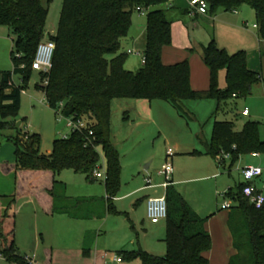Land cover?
Instances as JSON below:
<instances>
[{
	"label": "trees",
	"instance_id": "trees-1",
	"mask_svg": "<svg viewBox=\"0 0 264 264\" xmlns=\"http://www.w3.org/2000/svg\"><path fill=\"white\" fill-rule=\"evenodd\" d=\"M169 1L64 0L57 31L47 34L49 8L42 0H0V25H7L14 36L13 69L0 70V132L16 128L22 94L33 74L38 46L49 35L56 43L54 65L49 73L40 72L46 85L39 86L50 107L56 110L63 104L66 116H84L92 122L94 130L93 135L88 131L73 132L68 139H55L52 152L46 154L41 152L38 133L23 132L20 127L17 135L9 136L16 146L17 158L12 169L19 173L18 189L14 195L0 196V254L10 264H30L25 259L26 254H19L16 216L12 213L18 198L25 193L24 188L31 189L37 196L50 197V213L91 219L117 211L111 199L121 189L122 166L120 152L112 141L113 98L165 100L180 115L190 119L185 101L215 98L219 101L216 115L228 99L247 97L253 93L254 85L264 82L262 72L249 68L246 50L229 53L212 39L203 54L210 71V86L206 90H195L191 84L189 59L174 64L163 61L164 48L172 45L174 14L188 12L167 6ZM207 1L210 14L250 5L256 15L258 36L264 41V0ZM139 9H144L147 17L146 62L134 71L126 67L129 54L122 50V42L130 33L134 13L141 12ZM222 71L226 72L225 88L220 86ZM14 74L22 80L18 85L10 84ZM102 153L107 160V200L100 201L102 211L97 213L92 211L90 200L68 196L66 185L57 175L64 169H72L95 181ZM205 153L222 159L229 154L233 164L244 155L264 153L260 122L249 120L237 130L232 120L215 121ZM48 177L52 178L51 182ZM242 188L243 183L227 194L233 200L228 225L237 250L229 264H264V206L256 208ZM166 196V255H156L142 248L121 250L118 255L123 261L140 259L143 264H210L206 253L212 249L213 241L205 226L207 218L191 207L173 183L167 188ZM90 252L91 245H88L84 254ZM44 264H49V260Z\"/></svg>",
	"mask_w": 264,
	"mask_h": 264
},
{
	"label": "rangeland",
	"instance_id": "rangeland-1",
	"mask_svg": "<svg viewBox=\"0 0 264 264\" xmlns=\"http://www.w3.org/2000/svg\"><path fill=\"white\" fill-rule=\"evenodd\" d=\"M42 2L49 8L47 34H55L59 26L64 0H42ZM220 12L224 13L218 18L217 15ZM220 12L215 15L218 20L215 26H208L204 23L198 24L196 27L192 25L191 39L193 41L198 40L193 45L195 51L183 49L185 58L190 60L194 83L199 87L206 86L209 88L210 86V71L204 62L203 54L204 46L210 43L212 39H215L219 47L226 48L229 53H235L241 49L250 51L255 47L256 51L252 52L251 55L255 57L257 70L264 75V54L260 51L261 43L257 33L258 29L247 30L243 25L244 21H248L251 27L257 23L252 7L244 4L238 9V14L234 11L221 10ZM142 16L139 11L134 13V18ZM233 16L241 21L236 24L237 26ZM11 32L7 25H0V70H12L14 66L12 58L14 44L11 40ZM48 37L50 35L46 38ZM136 47L143 52L144 47L142 45ZM262 49L264 52V44ZM141 61L140 54H129L126 65L137 70L142 63ZM206 76L207 78H204ZM14 78L19 83L20 76L15 75ZM43 83L44 80L40 71L34 69L26 92L22 94V105L17 121L24 120L23 132L29 131L40 134L41 152L46 154L53 150L55 139L69 134L70 128L67 126L66 119H58L56 110L47 104L45 92L39 86ZM226 85V72L222 71L220 73V86L225 88ZM184 104L185 111L190 117L189 120L175 109H171L174 114L170 115L168 108L171 106L165 100L131 97L112 99V139L119 148L122 166V184L118 193L119 197L130 193L131 189L138 185H146V178L149 175H152L153 181L156 183L159 178L157 179L154 175L164 162L169 148L175 150L173 158H182V164L189 169L195 168L207 160H212L214 156L211 155L185 154V152L187 149L193 150L194 148L200 151L204 150L201 141L212 136L215 121L232 120L236 123L237 130H241L249 120L258 121L260 122V138L264 140V82L254 85L253 93L247 97L228 99L216 115L219 101L215 98L190 99ZM245 107L252 110L251 116L242 115ZM17 130L16 127L4 132L8 135H17ZM177 143L181 145L180 149L177 148ZM192 145L196 146L193 147ZM221 158L219 156L216 159L220 160ZM248 158L249 155H245L244 158H240L234 164L230 158H223L222 164L224 165L220 169V174L226 175L224 177H226L228 184L235 185V182L239 181L238 163L243 160V164H247ZM148 165L151 168L147 169ZM231 167L233 168V176L228 174ZM98 171L104 174L107 172V160L103 153ZM59 178L67 184L69 193L75 196H107L106 176L97 178L96 181L90 183L84 173L64 169ZM161 181H164V178ZM164 193L165 189L161 188L159 195ZM25 200H18L15 204L16 237L20 245L22 243L28 245L40 240L42 242L41 250L49 248L53 252L49 264H112L111 260L115 256L114 251L123 246L137 248L143 244V241L155 249L159 255L164 256L167 253V244L164 241L166 233L163 234L164 236H157L151 230V220L148 218L145 206L143 204L135 206L134 203H131L129 196L115 202L119 211L106 212L103 219L100 220H73L61 216H43L39 217L41 219L38 222L35 213H33V207L29 202L25 203ZM121 210L131 212L130 215L134 222L128 219L127 212ZM166 224L167 222L163 221L162 225ZM86 231L97 238V243L89 255L84 254L82 244V232ZM43 243L49 245H43ZM21 250L30 253L27 248ZM0 264L9 263L0 259ZM121 264L143 263L140 259H136L129 262L123 261Z\"/></svg>",
	"mask_w": 264,
	"mask_h": 264
},
{
	"label": "crops",
	"instance_id": "crops-1",
	"mask_svg": "<svg viewBox=\"0 0 264 264\" xmlns=\"http://www.w3.org/2000/svg\"><path fill=\"white\" fill-rule=\"evenodd\" d=\"M167 6H175L179 9H187L188 10V12L186 14H181V13H175L174 14L176 20L172 26V45L166 46L163 50V61H164V63L165 64H174V63L183 61L185 59H189V58H185L186 56L183 53V49H188L191 52L195 51L193 45L195 44V42H198V40L195 39L193 41L191 39L192 25L196 27L198 24L204 23V24H207L208 26H215L216 22L218 21L215 15H217L221 10L215 14H210V13L200 14L191 6L189 0H170L169 3L167 4ZM223 13L224 12H220V14L217 15L218 18L221 17L223 15ZM234 13L238 14V9L234 10ZM142 15H143L142 17H137V18H134V16H133V23H132L130 33H129L128 37H126L122 42V50L127 52L128 54H134V53H129V50H133L134 52H140V53L144 54V50L146 47V35H147V17H146L145 13H142ZM230 17H232V16H230ZM233 19L235 21V25L237 23L241 22L237 17L233 16ZM243 25H245V28L247 30H249L251 28H253V29L257 28L258 29V27L256 26L257 23H255L253 25V27H251V25L249 24L248 21H244ZM11 40H12V43L14 44V36L12 35V32H11ZM259 40L261 43L260 51L262 53L263 52L262 47H263L264 41H262L260 38H259ZM141 45L144 47L143 52L138 50L136 47V46H141ZM241 50H245V49H241ZM255 51H256L255 47H253L250 51H247V53H248V66L250 69H252L254 71H259V70H257L258 66L256 64L255 57H253L251 55V53L252 52L254 53ZM140 57H141V55H140ZM142 64L143 63H141L140 67L142 66ZM126 67L130 70H134V69H131L132 67H129L127 65H126ZM259 72H261V71H259ZM191 78H192L191 84H192V87L195 88V90H206V89H208V87H206V86L205 87H199V86L195 85L192 75H191ZM204 78H207V76ZM45 100L47 101L46 96H45ZM47 104H48V102H47ZM170 106H171V108H168V111H170V115H173L174 112H172L171 109H175V108L171 104H170ZM246 108L249 109L248 115L244 114V110ZM244 110L242 111L243 116H251L252 110L249 107H245ZM23 122H24V120L19 121V122L17 121L16 127L17 128L22 127ZM4 131L0 132V196H11V195L16 194V192H17V189H18L17 181H18V174L19 173L16 172L15 169H12L14 164L16 163V158H17L16 146L12 142V140L9 139V136H12V135L5 134ZM111 133H112V130H111ZM198 137H200V136H198ZM211 138H212V136L210 138H205L203 141H201L202 144L204 145V150L200 151V150H197L195 148L193 150L187 149L185 154L196 153L198 151L202 152L201 154H207V153H205L206 146L211 141ZM112 141H113V139H112ZM113 143L117 147V149L119 150L116 143L114 141H113ZM176 146L178 149L181 148L180 147L181 145H179V143H177ZM192 146L194 147L196 145H192ZM51 152H49V153H51ZM207 155H209V154H207ZM248 155H249V158L246 160L247 164H243V160H242V162L239 161V163H238L237 170H238V174H239L240 178H239V181L235 182V185L228 184L226 177H224L226 175L220 174V169H222L221 167H223V165H224V164H222L224 162V159H222V158L220 160H218V159L213 157L212 160H207L203 164H198L195 168H190V169L185 167V165L182 164V162H181L182 158H180V157L172 158V161H173L174 167H175V172L173 175V186L184 196V198L191 205V207L201 217L207 218L205 226H206V229L210 232V234L212 236V241H213L212 249L206 253V256L210 260V264H229L231 258L237 253V250L234 247L233 236H232V233H231L229 225H228V220H229L231 207L233 205V200L230 197H228L227 194L232 188H235L239 184L243 183L244 180H243V175H242V169L244 167H246L247 165H258V166H261L264 170V154L251 153ZM244 157H245V155L242 156L241 159ZM166 159H167V155L164 158V162L166 161ZM163 163L160 165V167L157 169V171L154 175V177H157V179L159 178V180L156 183H154L152 175H149L146 178V183H147L146 185H143V186L138 185L135 188H132L131 189L132 191H130V193H126L121 197H119L117 195L113 199H111V201L114 203L117 211H119V209L117 208V205L115 204V202L116 201L119 202V200L125 196H129L131 198V203H134L135 206H137L138 204H140V205L143 204L145 206V211H147V200H148V198L151 196H161V195H159L160 189L164 188L162 186L163 181H161V179L163 177L159 173ZM224 167H226V166H224ZM6 168H10L11 170L10 169L6 170ZM146 168L149 169L151 167H150V165H148ZM232 171H233V168L232 167L229 168V170H228L229 176H233ZM60 173L57 175V177L60 181H62L59 178ZM77 173H81V172H77ZM86 177H87V175H86ZM51 180H52V178L48 177V182H51ZM148 180H150L151 182H148ZM88 181L90 183L94 182V181H91L89 179H88ZM64 184L66 185V193L68 196H70L72 198L84 197L87 200H90L89 205L91 206L92 209H94L92 211H95L97 213H100L102 211V206H101L100 201L102 199L107 200L106 195L105 196H103V195H90V196L78 195V196H75V195L69 193L67 184L66 183H64ZM45 186H47L46 183H45ZM254 186L259 190H264V171H263V174L254 181ZM105 189H106V186H105ZM24 192H25L24 195H21L18 198V200L22 201L23 199H26L24 202L30 203V205L34 209L33 213H35V216L37 217L38 222H40V219H41L39 217H43V216H50V217L51 216H61V217H67V218H70L73 220H100V219H103V218L98 217L97 215L91 219H80V218H73V217H71L67 214H63V213H50L49 210L52 208V199L50 197L37 196L35 193L31 192V189L29 191L26 188H24ZM165 193H166V189H165ZM106 194H107V191H106ZM164 194H162V195H164ZM225 202H228L230 204L229 208H226V209L223 208V204ZM121 211H124V210H121ZM88 212H89V210H88ZM124 212H127L128 213L127 214L128 219L134 222V219L130 215L131 212H129V211H124ZM12 213H15V215H16L15 205L12 209ZM107 213H109V211ZM163 221H166V220H162L158 223H153L151 221V230L153 232H155L157 234V236H164L163 234H165V233L167 234L166 225H162ZM16 239H17V244H18L20 251L26 255H35L36 260L40 264H44V262H46V260L51 259V256L53 254L52 250L49 248H43V250H41L42 249L41 248L42 242H40V240L34 241L28 245L26 243L25 244L22 243L20 245V242H19L17 237H16ZM165 239H166V237H165ZM165 239H164V241H165ZM96 243H97V238L95 235L93 236L92 233L89 234V231L82 232L83 250L86 246L91 245V252H92ZM43 245H49V244L43 243ZM22 248L23 249L27 248V250L30 253L28 254V253L23 252L21 250ZM139 248H142V249H144L150 253L159 255V253H156L157 251L155 249H152V247L150 245L146 244L144 241H143V244L137 248H129L128 246H123L120 249H117L116 251H114V253L116 255L121 250H135V249H139ZM42 251H43V258H42ZM0 259H3L6 261V259L1 254H0ZM111 263L112 264H121V263H123V260L120 262L115 261L114 256H113Z\"/></svg>",
	"mask_w": 264,
	"mask_h": 264
},
{
	"label": "built area",
	"instance_id": "built-area-1",
	"mask_svg": "<svg viewBox=\"0 0 264 264\" xmlns=\"http://www.w3.org/2000/svg\"><path fill=\"white\" fill-rule=\"evenodd\" d=\"M191 6L200 14H207L209 11V3L207 0H189ZM142 13L146 11L144 9H139ZM257 26V25H256ZM56 50V43L54 40L50 38H46L43 40L37 49L34 61H33V69L38 70L40 72L49 73L54 65V54ZM129 53H137L141 55L142 63L146 62V58L144 54L140 52H134L133 50H129ZM20 56L19 54L17 55ZM15 74L13 75V79L11 80L10 84L18 85L22 82L17 83L14 79ZM26 92L25 90L23 93ZM63 104H60L58 108H56V112L58 114V119H66L67 126L70 128V133L66 134L64 137L65 139L70 138L73 132H89L90 135L94 134L93 125L90 120H88L84 116L78 115H71L66 116L63 113ZM244 114H249V109L246 108L244 110ZM175 155V150L173 148H169L167 153V159L163 163L159 173L164 178L162 186L167 190V188L173 183V175L175 172L174 163L172 161L173 156ZM226 158H230V155L227 154ZM263 168L258 165H247L242 169L243 175V194L253 203L256 208L260 209L264 206V190H259L254 186V181L259 178L263 174ZM95 176L97 178H103L104 176L107 177L106 174L102 173L101 171H96ZM148 182H151L148 180ZM230 204L225 202L223 204V208H229ZM147 215L149 220L153 223H158L162 220H166L168 218V201L166 193L161 196H151L147 200ZM25 259L30 264H40L37 260L35 255H27ZM115 261H122V257L118 254L114 256Z\"/></svg>",
	"mask_w": 264,
	"mask_h": 264
},
{
	"label": "water",
	"instance_id": "water-1",
	"mask_svg": "<svg viewBox=\"0 0 264 264\" xmlns=\"http://www.w3.org/2000/svg\"><path fill=\"white\" fill-rule=\"evenodd\" d=\"M46 84H43V86H45ZM19 254H21V251H19Z\"/></svg>",
	"mask_w": 264,
	"mask_h": 264
}]
</instances>
